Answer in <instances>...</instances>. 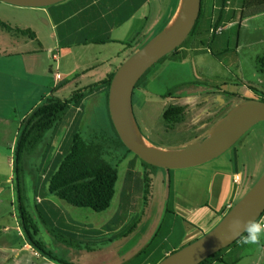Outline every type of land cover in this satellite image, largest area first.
<instances>
[{
	"label": "rangeland",
	"instance_id": "obj_1",
	"mask_svg": "<svg viewBox=\"0 0 264 264\" xmlns=\"http://www.w3.org/2000/svg\"><path fill=\"white\" fill-rule=\"evenodd\" d=\"M122 1L124 3V0ZM240 5L241 0H235L232 4L237 9ZM43 9L45 8L15 7L0 2L1 22L19 29H22L21 26L27 25V28L36 34L35 41L28 36L10 34L0 27V52L18 51V48L24 49L25 47L21 46L26 40L27 49L38 50V53H40L39 58L42 59L38 62L36 68L30 67L29 70L42 73L47 69L46 63L49 64V60H47L49 55L50 65L55 67L51 54L52 49L56 50L57 48L60 55L58 71L62 76L65 75L66 69L69 71L74 69V71H79L78 73L84 70V75L79 78L78 89L88 87L92 78L95 79L103 75L105 69L109 74L112 73L116 70L117 57H120L119 62L123 63L164 30L169 23L168 21L164 25L161 20L163 12H167L166 0H148L147 4L138 13L140 16L148 18L142 25L143 30L141 33H144L143 36L138 37L136 35L129 42L133 34L130 33L129 36L128 33L126 34V28L130 27V23H125L121 28L110 32L112 40H108L106 47L93 44L78 48H69L64 45L59 48L55 47L56 44L58 45L55 40L56 30L49 25L47 27L43 26L42 20H40V17L43 16ZM163 9L165 10L163 11ZM206 10L209 11L207 8ZM202 24L204 25V23ZM231 29V25H227L224 27V32L227 30V35H229ZM234 30V34L230 36L228 42V47L232 51L226 55H220L218 60L211 55L209 49L206 53L205 50L194 47V39L189 41L190 37H188L183 42L181 52L174 56L167 55L141 77L139 86L133 91V116L142 135L153 146L164 150H174L190 143H198L206 137L211 128L207 129L205 123L210 121L211 115L204 110V103L199 104L203 98L197 100V93L216 90L212 93L218 94L219 84L224 83L221 86L223 90L239 97L236 98L233 106L240 103L239 101H242L241 96L244 95L243 99L264 98L261 96L264 91H251V93L242 89V86L237 87V85H241L240 81L249 82V84L252 81L254 86L263 87L264 89V68L261 69L262 72L259 71L260 65L257 63V59L264 56V13L247 19L241 27L237 28L235 26ZM102 34L101 31V36ZM202 36V33L199 34L197 39ZM222 39L224 43L223 36ZM191 41L192 43H190ZM236 42L238 43L237 48H235ZM128 43H131L130 48H128ZM223 43L222 41L219 42L218 48ZM213 52L215 53L214 50ZM0 57H4V54L1 53ZM5 59L12 61V58ZM13 61L16 62L17 72L19 67L26 65V61L22 63L20 56H15ZM1 72L6 76L5 70ZM33 79V76L29 78L21 77L17 73V80L15 79L17 82L16 89H18L17 94L13 95L8 92L6 98L8 102H6L5 108L0 110V114L10 118L21 110L25 100L35 95L38 89ZM256 80L258 84L255 82ZM40 85L42 87L44 83ZM10 90H12V86ZM74 90L75 88L71 87L69 89L66 86L63 91L54 95L59 99H69ZM210 95L212 94H207L204 97L209 98ZM21 96L24 97L19 98ZM171 105L186 107V115L180 124L168 128L162 115L163 111ZM210 107H213L212 103ZM76 111L78 110L71 106L61 117L55 128L45 134L42 144L22 158L19 165V179L16 177L14 168H7L6 163L0 162V208H2L0 219L10 222L9 229L11 224L14 228V224L17 221L20 222L16 189L12 208L8 204L7 196L2 194L7 187L15 188V186H19L25 208L32 211V219L38 232V239L42 241L47 251L50 249L57 252V254L66 251L67 256L65 258L70 263L72 262L71 258L75 260L83 258L81 253L84 252L85 248L84 240L86 242L89 240L87 231L90 227L100 228L105 222H110V224L123 222L127 225L119 231L121 236L116 238L118 240H111L104 246H96L95 250L103 254L105 264H112L110 263V257L107 256L108 253L116 250L118 255L124 258L126 252L128 254L133 252L132 246L139 248L141 239L145 244L149 242L160 219L163 218H165L163 222L166 225H168L166 222L169 221L173 223L170 228L172 229L173 241H177L180 239V234L185 233L187 238L184 242L191 241L192 243L193 240L195 241L203 234L211 231L220 222L213 223L210 229L205 233H201L200 229L203 230L208 226L209 222L212 221V214L216 213L219 205L225 201V199H222L223 190L221 186L222 183H226L227 186L231 185L233 172L236 171L239 174L238 177L241 181L240 186L237 188L240 195L239 197L235 196L232 205L236 204L246 193L247 178L254 175L252 186L264 173V122L254 125L232 148L221 156L200 166L167 171L161 168H147L134 154L126 153L124 147L119 144L112 133L104 93L85 99L80 111ZM226 113V111L222 113L219 119ZM0 130L2 137H7V133L3 131L2 127ZM72 133L78 134L87 141L99 142L104 148L106 161L117 168L116 193L110 207L104 212L96 213L89 209L69 206L49 194L47 190V180L53 172V169H49L48 164L51 161L58 162L62 157V153L68 150ZM52 136L54 137L53 140ZM62 140L65 141L64 147H60ZM2 145H7L10 149L11 139L6 142L1 140L0 146ZM49 145L51 149L47 151L44 160L43 153ZM11 158L13 161L14 154ZM11 166L13 167V162ZM128 172H131L130 177ZM127 178L133 179V181L129 183L126 189L127 186L124 188L123 186L127 183ZM169 179L170 183L168 182ZM4 181H7V184ZM41 183L42 185L38 188ZM171 185H173L174 190L168 203L166 187L169 189ZM229 186L227 189H229ZM235 188L231 185L230 190ZM127 191L131 195L129 200H121L120 202V193L124 195L127 194ZM36 196L43 199L42 205L37 206ZM35 205L39 208L48 205L49 208L53 209L54 214L64 213L71 220L79 222L80 226L74 228V231L77 232L76 236L65 235L62 237V232H66V230L62 232L55 231L53 229L54 225H49L44 221V214H34ZM228 208L229 203L226 204V212ZM262 219L264 220V215ZM133 223L136 224V227L127 238H124L123 235L127 233L128 227H131ZM61 226L62 224H60ZM1 228H3V224ZM106 235V238H109V234ZM245 239L246 237H243L242 240L224 251L221 261L218 260L213 264H264V234L254 244L244 243ZM63 240L66 243H71L72 246L62 243ZM156 241L159 240L156 239ZM130 257L126 258L123 264H134L128 262L131 260ZM73 263L76 264V262Z\"/></svg>",
	"mask_w": 264,
	"mask_h": 264
},
{
	"label": "trees",
	"instance_id": "obj_2",
	"mask_svg": "<svg viewBox=\"0 0 264 264\" xmlns=\"http://www.w3.org/2000/svg\"><path fill=\"white\" fill-rule=\"evenodd\" d=\"M65 2L66 0L58 4L52 5V7L60 6ZM234 2L235 0H201V9H200L199 17L192 31L188 35V37H190L189 41L191 39H194V41H196V43H194L193 41L194 47L196 48L198 47L199 49H205V50L206 48L207 50L209 49L211 55L215 57L217 60L219 59L220 55H226L227 53L232 51L228 47V42L230 36L234 34L235 26L239 28L241 27L242 23L247 19L264 13V0H241V5L240 7H238V9L232 6ZM176 6H177V0L174 2V8L171 14L166 18H163L164 20H162V22H164V25H166L167 22L170 20L171 15L173 16L174 14L173 12L175 11ZM206 8L209 11H207ZM63 16L68 17L69 15L67 16L63 15ZM202 23H204V25ZM227 25H231L232 27L231 31L229 32V35H227V30L224 32V27H226ZM0 27L2 28V30H6L10 34L13 33L16 35L28 36L30 39L36 40L34 33L30 30L27 29L23 30L15 27L13 28L10 25L1 21H0ZM218 28L219 29L221 28V30H219V34L215 33ZM201 33L205 38L203 39L202 36L201 38L197 39L198 35ZM222 36L224 37V43L219 49L217 48V43L220 39H222ZM190 43H192V41ZM96 44H103V41H98ZM130 44L128 43L127 45L130 46ZM183 45L184 44L178 47L174 52L170 53V56H174L177 53L181 52L180 49L183 48ZM237 47H238V43L236 42L235 48ZM213 50L215 51V53L213 52ZM257 63L260 65V68H258V70L261 71V69L264 68V56L258 58ZM147 71H149V69ZM113 74L114 72L110 74L106 79L97 82L95 84H92L89 87L76 89L71 93L69 99H64V100L59 99L54 95L59 89H61L64 86L62 84L59 85L57 88H55L49 95L41 98L40 102L20 122L19 132L17 134L16 142L14 145V151H13L14 154L13 168L17 179H19L18 177L20 170L19 165L22 161V158L33 152L38 146L42 144L45 138V134H47V132L55 128V126L61 120V117L65 114L66 111H68V109L71 106H73L77 110H80L83 101L89 98L96 91V89L99 88L100 89L104 88V94L107 103L108 88L110 81L113 77ZM141 79L138 81L135 88L139 86ZM255 82L257 83V80ZM240 83L241 85H237V87L242 86L241 88L244 89L245 91L248 92L264 91L263 87L258 88L254 86L252 81L250 84L249 82L244 83L243 81H240ZM223 84L224 83L219 84L218 89ZM220 88L222 89V87ZM226 94L234 99L239 98L236 97L235 94H231V92H227ZM244 96H241L242 101L248 100V99H243ZM261 96L264 97V93H261ZM254 99L264 102V98L259 99L257 97ZM185 115H186V107L171 105L168 106L163 111L162 118L164 122H166V124L168 125V128H173L183 121ZM111 130L114 136L116 137V139L118 140L119 144L124 147L112 125V122H111ZM53 139L54 137L52 136V140ZM70 140L71 141L69 144V148L67 151H64L62 153V157L60 158V160L58 162L55 161L54 166L52 167H49L48 165L49 169H53V172L50 178H48L47 180V190L49 194L55 196L57 199L65 202L69 206L75 208L89 209L96 213L104 212L110 207V204L116 193V183L118 180L117 168L115 166H112L106 161L104 157V148L99 142L87 141L81 138L76 133L71 134ZM64 145L65 143L63 144V147ZM50 149L51 148L49 145L46 151L43 153L44 160L47 151ZM124 149L126 150V153L131 154V152L128 151L125 147ZM142 164L147 168L155 169V167L147 165L144 162H142ZM234 173L238 174L236 171ZM234 176H233V183L234 186L236 187L234 189L235 190L234 194H236V196L239 197L240 192H238L237 190L238 184L236 183ZM45 180L46 178L44 179V181ZM168 182L170 183V179ZM41 185L42 183L38 186V188ZM15 189L17 192V198H18L17 200L19 202L18 217L20 219V222L18 221V224L21 226V230L23 231V236L24 238H26L27 243L30 244L32 248L35 249L37 252H41L43 255L52 258L53 261L50 263L75 264L72 262L71 263L67 262L63 258L59 259L56 257H52L50 252H47L45 250L42 241L36 238L37 231L32 219L33 216L32 211L29 212L27 208H25L23 196L20 193L19 186L17 187L15 186ZM229 198L231 199H228L229 208L227 212L233 206L232 203L234 202L235 196L231 195ZM224 212H226V210ZM35 213H37L38 215L39 209L35 210L34 214ZM263 215L255 223H258V221L263 218ZM166 223L168 225H166L164 222L163 224H161V226H157L155 232L152 235V239L149 242H147L139 250L128 254L126 258L132 255V257H130L131 260H129L128 262L134 264H157L158 262L163 260L166 256L177 251V249L174 248V241L172 240V232L170 229L173 223L172 221ZM135 227L136 224L134 223L131 227H128L127 233H125L123 237L124 238L128 237ZM247 236H248V232L243 234L231 246L208 257L200 264H212L215 261L218 260L221 261V256L224 251L228 250L236 242L242 240L243 237H247ZM156 239H158L159 241H156ZM62 243L65 244L66 243L65 240H63ZM66 245L72 246V244L68 242L66 243ZM155 246H156L155 252H157V258L159 257L156 261L155 258L153 257L154 256L153 247ZM125 259L121 264L125 262Z\"/></svg>",
	"mask_w": 264,
	"mask_h": 264
},
{
	"label": "crops",
	"instance_id": "obj_3",
	"mask_svg": "<svg viewBox=\"0 0 264 264\" xmlns=\"http://www.w3.org/2000/svg\"><path fill=\"white\" fill-rule=\"evenodd\" d=\"M148 0H124V3L122 0H66V2L60 6H49L43 9V16L40 17V20H42L43 26L49 25L52 26L53 29L56 30L55 34V40L58 43L55 47H61V46H67V47H88L89 45H103L104 47L107 46L108 40H112L110 32L112 30H117L122 27L125 23H130V27L126 28V34L128 33V36L131 33V38L129 41L133 40L134 36L141 37L144 35L141 31L143 30V23L146 22L148 19L147 17L140 16L139 10L147 4ZM174 2L175 0H166V7L167 12H163V16L161 20H164L163 18H166L169 16L174 8ZM179 0H177V6L178 7ZM175 9V11H176ZM162 11V9H160ZM165 9H163L164 11ZM175 11L173 13H175ZM64 14H63V13ZM63 15H69L68 17H64ZM174 15V14H173ZM173 16L171 15V18ZM170 18V20H171ZM169 20V21H170ZM168 23V22H167ZM141 25V26H140ZM22 29H28L26 26H21ZM124 30V29H123ZM32 31V30H30ZM101 31L103 32L101 36ZM33 32V31H32ZM36 39V34L33 32ZM92 37V38H91ZM108 38L107 40L104 38ZM58 39V41H57ZM91 39V40H88ZM105 39V40H102ZM127 40V39H126ZM36 41V40H35ZM97 41H103V44H96ZM223 43V39H220L218 41ZM217 43V48H218ZM27 42L26 40L22 43L21 47H25L24 49L18 48V51L13 50L12 52L3 51L0 52L4 54V57H0V110L2 108H5L7 101V95L8 92L12 93L13 95L17 94L18 89H16V81L17 80V73L21 77H31L33 76V81L37 85V91L36 94L28 97L24 105L21 106V110L19 112H16L13 117H6L3 114H0V128H3V131L7 133V137H2L1 130H0V141L7 140L10 141L11 139V147L10 149L7 147V145L0 146V162L6 163L7 168L11 166L14 150V145L16 142L17 134L19 132V126L21 120L29 114V112L39 103L40 99L44 96L49 95L55 88H57L59 85H64L61 89H59L56 93L63 91L65 87H71L78 89L79 87V81L80 76H83V71L81 73H78L79 71L68 70L66 69L65 75L62 76L60 72L58 71V60L60 61V55H59V49L54 50L52 49L51 59L55 63V67L50 65V55L48 56L47 60H49V64L46 63L45 66H47V69L42 71V73H37L30 71L29 68H36L38 62L42 61V59L39 58L40 53H38V50H28L26 46ZM127 47V45H125ZM222 46V45H221ZM219 47V49L221 48ZM130 48V46H128ZM205 50V49H203ZM206 53L208 50H205ZM15 56H20L22 63L26 61V65L24 67H19L18 72L16 69V62L13 61ZM119 56V55H118ZM5 58H12V61ZM120 57L116 58V65L115 69L117 70V67L121 65V62H119ZM93 69V68H92ZM5 70L7 73L6 76H4V73L1 72ZM116 70L112 71L115 72ZM104 74L101 76H98L97 78H92L90 84H95L97 82H100L104 79H106L110 74L106 72V69L104 70ZM58 73L60 75V80L54 79V74L56 75ZM82 74V75H81ZM91 75L93 73H90ZM64 77V79H63ZM85 78V77H84ZM12 79V80H10ZM100 79V80H99ZM41 83H44L42 87H40ZM12 86V90H10V87ZM88 86V87H89ZM20 89V88H19ZM74 90V91H75ZM211 91V90H210ZM104 93V88L96 89V91L90 96H94L97 94ZM219 94V93H218ZM218 94H212L209 96V98H205V111H208V113L211 115V119L209 122L206 121V127L207 129H210L213 124L218 120H214L213 116L211 114L212 107L211 103L213 104V97L215 96L216 100L219 101V95ZM24 96H21L19 98H23ZM89 97V98H90ZM216 101V102H217ZM79 112V111H76ZM21 113V114H20ZM65 141H61L60 147H63V144ZM151 144V143H150ZM153 145V144H152ZM49 167L54 166V162H49ZM129 177L131 175V172H128ZM236 175V173H232V180L231 185L234 186L233 183V176ZM239 175V174H238ZM253 176H250L247 178V186L246 190L251 186ZM230 179V178H228ZM127 183L123 186L126 187V189L129 186V183L133 181V179L127 178ZM241 181V180H240ZM239 181V182H240ZM160 183L162 182L159 181ZM164 182V181H163ZM4 183L7 184V181H4ZM136 183V182H134ZM128 184V185H127ZM231 185L229 186V189H227V184L222 183V190H223V197L222 199H225V201L219 205V208L217 209L216 213L212 214V221L209 222L208 226L201 230V233H205L208 229L211 228V225L214 223H217V221H220L221 218L225 214L226 210V204L228 203V199L231 195L236 196L235 190H230ZM240 186V185H238ZM238 188V187H237ZM244 189V188H243ZM174 188L173 185H171V189H168L166 187V196L167 202L169 203L170 198L173 196ZM230 193V196H229ZM1 194V193H0ZM2 194H5L8 199V204L13 207V201L15 196V188L7 187V189H4ZM170 194V195H169ZM169 195V196H168ZM128 191L127 194L120 193L119 201L121 200L125 201L126 199L129 200ZM227 201V202H226ZM226 202V204H225ZM43 199L36 196V204L42 205ZM35 205V210L39 209V214H44V221L49 225H54L53 229L55 231H63L66 230V232H62L63 237L65 235L69 236H76V231H74V228H77L80 226V223L74 220H71V218L64 213H58L54 214L53 209L49 208L48 205L42 206L41 208L37 207ZM191 207V206H188ZM201 207V206H200ZM193 209V208H192ZM2 208H0L1 213ZM28 210V209H27ZM29 211V210H28ZM30 212V211H29ZM38 214V215H39ZM175 214V213H174ZM163 218L160 219L158 226H161L163 224ZM163 222V223H162ZM9 221L6 222L5 219H0V264H49L52 262V258L43 255L41 252H37L35 249L32 248L30 244L27 243L26 238L23 236V231L21 230V226L18 224V221L14 224V228H12V224L9 226ZM3 224V228H1V225ZM60 224L62 226L60 227ZM127 225H125L123 222H116L114 224H110V222H105V224L100 228H94L90 227L89 231H87V238H89L88 242L85 241V248L84 252L81 253L83 258L81 260H75L71 258L72 263L76 262L77 264H99L100 262L102 264H105V258L102 256L99 251L97 252L95 250L96 246H104L107 245L108 242H111V240H118L116 238H119L121 234L119 231L124 229ZM12 230V231H11ZM172 230V229H171ZM16 232V233H15ZM109 234V238H106ZM38 232H36V238L38 239ZM127 238V237H125ZM187 238L186 234H180V239L177 241H174V248L179 250L191 241L184 242V240ZM147 243V242H146ZM186 243V244H185ZM145 243L141 239L139 242V248L133 247V252L139 250L142 246H144ZM154 248V258L155 261L159 258H157V252L156 246ZM46 250V248H45ZM47 251V250H46ZM47 252H50L52 257H56L59 259H65L66 260V251H61V254H57V252L53 250H48ZM152 254V253H151ZM110 257V263L112 264H121L124 259L128 256V252H126L125 257L118 255L117 251H113L112 253H108L107 255ZM222 258V257H221ZM118 260V262H117ZM217 262V261H215ZM159 263V262H158ZM157 263V264H158ZM214 263V262H213ZM212 263V264H213Z\"/></svg>",
	"mask_w": 264,
	"mask_h": 264
},
{
	"label": "water",
	"instance_id": "obj_4",
	"mask_svg": "<svg viewBox=\"0 0 264 264\" xmlns=\"http://www.w3.org/2000/svg\"><path fill=\"white\" fill-rule=\"evenodd\" d=\"M65 0H0L29 8H46ZM201 0H179L178 7L158 35L125 60L110 81L107 106L112 125L124 145L140 161L167 171L205 164L232 148L254 125L264 122V102L244 100L233 106L198 143L164 150L150 144L133 116L132 96L141 77L163 57L174 52L192 31L200 13ZM264 213V173L209 232L158 264H200L208 257L231 246L247 232L246 226Z\"/></svg>",
	"mask_w": 264,
	"mask_h": 264
},
{
	"label": "flooded vegetation",
	"instance_id": "obj_5",
	"mask_svg": "<svg viewBox=\"0 0 264 264\" xmlns=\"http://www.w3.org/2000/svg\"><path fill=\"white\" fill-rule=\"evenodd\" d=\"M215 33L219 34V29H217V31ZM220 87H219V91H217V93H219V96H221L222 100L217 101L215 99L216 95L212 98L213 99V107H212L211 114H212L214 120H217L219 118L220 114L224 113L225 111L227 112L228 110H230L231 107L233 106L234 101L236 100L232 97H229L226 94L227 92L225 90L221 89ZM214 89H216V88H214ZM214 91H216V90H214ZM214 91L212 90L211 93ZM197 94L199 95V96L196 95L197 100L198 99L201 100V98H204V96H205L204 93H197ZM201 94H203V96H201ZM212 94H215V93H212ZM200 96H201V98H198ZM202 103H205V101L203 99H202V101H200L199 104H202Z\"/></svg>",
	"mask_w": 264,
	"mask_h": 264
},
{
	"label": "clouds",
	"instance_id": "obj_6",
	"mask_svg": "<svg viewBox=\"0 0 264 264\" xmlns=\"http://www.w3.org/2000/svg\"><path fill=\"white\" fill-rule=\"evenodd\" d=\"M219 30H221V28L219 29ZM56 74H58V73H56ZM59 75V74H58ZM60 75H59V78L58 79H56L55 78V74H54V79L55 80H60ZM212 91V90H211ZM211 91L210 92H207V93H204L205 95H207V94H210L211 93ZM212 94V93H211ZM201 96H203V94H201ZM201 96L200 97H198V98H201ZM205 98V97H204ZM204 98H203V100H204ZM219 100H222V98H221V96H219ZM204 105H205V103H204ZM132 107H133V96H132ZM204 109H205V106L203 107ZM78 111H80V110H78ZM229 111V110H228ZM227 111V112H228ZM218 120H219V118H218ZM217 120V121H218ZM216 121V122H217ZM215 122V123H216ZM214 123V124H215ZM213 124V125H214ZM14 151V150H13ZM13 161H11V163H12ZM13 168V167H12ZM235 176H238V174H236ZM234 176V177H235ZM239 181H240V178H239ZM236 182L238 185H240V182ZM260 220H263V219H260ZM246 230H247V232H248V236L246 237V239L244 240V243H252V244H254V243H257L258 242V240H259V238H260V236L262 235V234H264V226H261V225H259V224H257V223H254V222H250L247 226H246ZM49 264H52V263H49Z\"/></svg>",
	"mask_w": 264,
	"mask_h": 264
},
{
	"label": "built area",
	"instance_id": "obj_7",
	"mask_svg": "<svg viewBox=\"0 0 264 264\" xmlns=\"http://www.w3.org/2000/svg\"><path fill=\"white\" fill-rule=\"evenodd\" d=\"M55 78L58 79V78H59V75L56 74V75H55ZM234 179H235L236 182L239 181V177H238V176H235ZM257 224H259V225H261V226H264V220H259ZM52 264H54V263H52Z\"/></svg>",
	"mask_w": 264,
	"mask_h": 264
}]
</instances>
